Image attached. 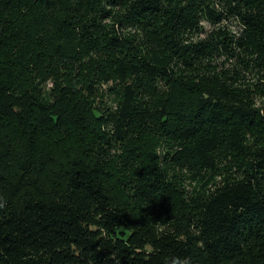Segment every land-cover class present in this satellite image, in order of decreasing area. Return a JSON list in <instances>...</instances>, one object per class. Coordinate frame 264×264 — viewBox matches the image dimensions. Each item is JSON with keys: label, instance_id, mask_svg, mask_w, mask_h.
Returning <instances> with one entry per match:
<instances>
[{"label": "trees", "instance_id": "16d2710c", "mask_svg": "<svg viewBox=\"0 0 264 264\" xmlns=\"http://www.w3.org/2000/svg\"><path fill=\"white\" fill-rule=\"evenodd\" d=\"M0 264H264V0H0Z\"/></svg>", "mask_w": 264, "mask_h": 264}, {"label": "rangeland", "instance_id": "374dc122", "mask_svg": "<svg viewBox=\"0 0 264 264\" xmlns=\"http://www.w3.org/2000/svg\"><path fill=\"white\" fill-rule=\"evenodd\" d=\"M206 26V30L210 29V26L208 24L205 23ZM49 83V82H48ZM51 86V84H49V87ZM99 102L102 103L104 106H110L112 108H115V103H114V95L111 93L109 86L108 85H104V90L103 92H101L99 94ZM156 150H158L160 152V147H154ZM126 151L125 149V144L121 147L120 149V153L124 154ZM176 168L177 169H182L183 171H187L190 168V164L188 162H183L180 164H176Z\"/></svg>", "mask_w": 264, "mask_h": 264}]
</instances>
